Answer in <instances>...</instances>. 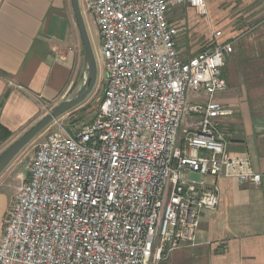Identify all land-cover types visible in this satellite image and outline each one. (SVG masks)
<instances>
[{"label":"built area","instance_id":"built-area-1","mask_svg":"<svg viewBox=\"0 0 264 264\" xmlns=\"http://www.w3.org/2000/svg\"><path fill=\"white\" fill-rule=\"evenodd\" d=\"M207 3L86 0L107 72L99 112L37 146L3 219L0 264H167L196 246L220 178L261 185L248 157L227 153L221 129L234 114L216 99L233 44L184 60L169 21L185 5L207 16Z\"/></svg>","mask_w":264,"mask_h":264},{"label":"crops","instance_id":"crops-1","mask_svg":"<svg viewBox=\"0 0 264 264\" xmlns=\"http://www.w3.org/2000/svg\"><path fill=\"white\" fill-rule=\"evenodd\" d=\"M168 17L180 30L184 60L233 44L224 69L227 90L216 99L234 114L221 129L227 153L248 157L263 179L256 187L220 178L219 206L204 212L196 246L175 250L167 264H264V0H208L207 16L185 5ZM79 36L72 0H0V103L7 94L2 127L13 134L27 130L42 120L43 109L71 97L79 80ZM190 100L205 96L190 94ZM15 199L7 209L0 205V241Z\"/></svg>","mask_w":264,"mask_h":264},{"label":"rangeland","instance_id":"rangeland-1","mask_svg":"<svg viewBox=\"0 0 264 264\" xmlns=\"http://www.w3.org/2000/svg\"><path fill=\"white\" fill-rule=\"evenodd\" d=\"M79 3L82 8L84 21L97 62V81L95 87L81 104L58 117L39 135H37L33 140H31L30 143H28L19 152V154L14 158V160L9 164V166L2 172V174L0 175V205H5L6 209L7 205L9 206V204L16 198L18 190L22 186V184H24L28 180L27 166L31 161L32 157L34 156L37 146L46 139L47 135L53 132H64L67 134L77 133L84 126L92 123L99 112L100 103L106 86L107 72L105 70L103 57L101 55V42L99 39L100 37L95 19L92 14L87 10L86 0H79ZM210 17L211 16H209V18ZM198 19H200V22H206L208 18ZM204 24L207 25V23ZM77 39L79 57L77 69L79 70V80L70 98L75 96L76 93L81 89L82 84L84 82L86 69L85 49L82 45L80 36ZM58 106H53V104H51L49 105V108L43 109L41 114L42 119L45 118ZM31 128L32 127H29L27 130L13 134V136L7 142L0 146V155H2L7 149H9ZM191 178L201 179L200 176L195 174H192Z\"/></svg>","mask_w":264,"mask_h":264},{"label":"water","instance_id":"water-1","mask_svg":"<svg viewBox=\"0 0 264 264\" xmlns=\"http://www.w3.org/2000/svg\"><path fill=\"white\" fill-rule=\"evenodd\" d=\"M74 15L79 28L82 44L85 48V64L86 72L84 76V82L81 89L72 98L62 102L52 112H50L45 118L33 126L28 132H26L19 140H17L9 149H7L2 155H0V175L19 154V152L39 135L45 128H47L58 117L68 112L72 108L81 104L87 96L93 91L97 81V62L95 54L90 42L86 24L84 21L83 13L79 0H72Z\"/></svg>","mask_w":264,"mask_h":264},{"label":"trees","instance_id":"trees-1","mask_svg":"<svg viewBox=\"0 0 264 264\" xmlns=\"http://www.w3.org/2000/svg\"><path fill=\"white\" fill-rule=\"evenodd\" d=\"M6 97H7V94L6 96H4L2 102L0 103V109H2ZM12 136H13V133L5 129L4 127H2L0 124V146L4 144L5 142H7Z\"/></svg>","mask_w":264,"mask_h":264}]
</instances>
